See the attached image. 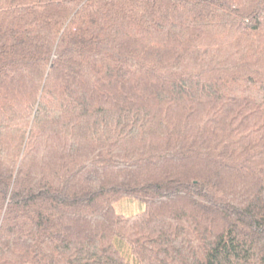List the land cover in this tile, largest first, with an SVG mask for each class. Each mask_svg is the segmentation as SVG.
Returning <instances> with one entry per match:
<instances>
[{"label":"trees","instance_id":"16d2710c","mask_svg":"<svg viewBox=\"0 0 264 264\" xmlns=\"http://www.w3.org/2000/svg\"><path fill=\"white\" fill-rule=\"evenodd\" d=\"M0 264H264V0H0Z\"/></svg>","mask_w":264,"mask_h":264},{"label":"rangeland","instance_id":"374dc122","mask_svg":"<svg viewBox=\"0 0 264 264\" xmlns=\"http://www.w3.org/2000/svg\"><path fill=\"white\" fill-rule=\"evenodd\" d=\"M144 208L145 205L141 201L131 198L122 199L115 205L116 212L126 216L139 214Z\"/></svg>","mask_w":264,"mask_h":264}]
</instances>
